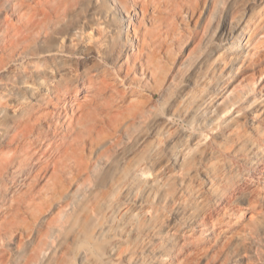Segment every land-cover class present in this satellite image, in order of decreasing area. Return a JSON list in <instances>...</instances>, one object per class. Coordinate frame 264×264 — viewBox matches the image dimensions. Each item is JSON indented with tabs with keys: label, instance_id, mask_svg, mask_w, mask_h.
<instances>
[{
	"label": "bare ground",
	"instance_id": "6f19581e",
	"mask_svg": "<svg viewBox=\"0 0 264 264\" xmlns=\"http://www.w3.org/2000/svg\"><path fill=\"white\" fill-rule=\"evenodd\" d=\"M166 2L172 6L166 22L178 16L185 21V35L170 48L182 49L190 41V53L207 52L200 67L220 58L226 64L217 63L215 69L228 65L234 77L264 71V40L257 38L264 28L255 17L249 19L251 10L236 16L230 0L221 1L217 17L219 0H184L187 6L176 0H0V264H84L110 258L112 224L128 212L118 198L135 186L134 180L120 177L117 165L113 174L118 180L100 178L89 162L109 160L113 148L120 150L134 139L135 124L145 118L149 98L128 82L140 47L154 44L141 21L158 20ZM92 4L99 13L89 11ZM96 16L116 22L113 46L125 43L117 63L108 46L94 39ZM213 18L216 32L210 31ZM109 27L106 23L103 32ZM68 43L78 57L68 51ZM251 52L254 58L244 59ZM88 60L95 64L87 67ZM237 138L251 153L250 171L264 176V134L250 141L242 133ZM148 140V134L134 139L118 164ZM142 165L137 161L131 175H144ZM233 180L234 189L248 190L242 177ZM105 185L110 192L84 218L88 203ZM248 191L246 205L255 212L260 194ZM175 248L164 264H180ZM128 251H119L120 260H145Z\"/></svg>",
	"mask_w": 264,
	"mask_h": 264
},
{
	"label": "rangeland",
	"instance_id": "374dc122",
	"mask_svg": "<svg viewBox=\"0 0 264 264\" xmlns=\"http://www.w3.org/2000/svg\"><path fill=\"white\" fill-rule=\"evenodd\" d=\"M221 1L214 17L224 7ZM230 1L236 16L251 10L249 19L255 17L258 27L264 28V0ZM176 2L187 6L184 0ZM170 4L159 8L160 18L155 22L141 21V28L151 31L154 44L143 49L139 45V59L128 82L149 98L145 118L135 124L133 138L148 134L149 140L123 164H118L122 150H128L134 139L121 146L126 149L113 148L109 160L89 162L96 176L109 181L119 179L113 174V167L119 166V176L134 180L135 186L118 198L128 212L112 224L110 258L84 264H130L118 256L123 248L129 249L125 253L144 255L145 260L136 264H164L175 244L180 264H264V176L250 171L251 153L242 138H237L242 133L250 141L264 134V71L234 77L228 65L215 69L217 63L226 64L220 58L212 57L200 67L199 60L207 52L190 53V41L182 49L170 48L185 35L183 16L166 22L171 17ZM89 11L99 13L100 8L92 4ZM103 19L94 21V39L108 46L109 56L117 63L125 43L118 41L113 46L116 22ZM106 23L110 30L103 32ZM188 29H194V22L188 23ZM210 31H217L214 18ZM257 38L264 40V29ZM68 46L78 57L76 49ZM249 58H254V52L244 59ZM94 64L91 60L85 63L87 67ZM118 135L123 138V133ZM84 156L89 157L88 151ZM140 160L145 174L131 175L132 166ZM237 175L248 190L260 194L255 212L246 205L249 191L232 187ZM98 189L84 218L110 192L108 185ZM221 192L225 196L218 201Z\"/></svg>",
	"mask_w": 264,
	"mask_h": 264
}]
</instances>
